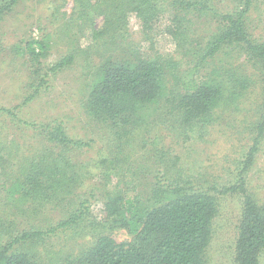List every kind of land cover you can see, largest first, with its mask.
Segmentation results:
<instances>
[{
    "label": "trees",
    "instance_id": "1",
    "mask_svg": "<svg viewBox=\"0 0 264 264\" xmlns=\"http://www.w3.org/2000/svg\"><path fill=\"white\" fill-rule=\"evenodd\" d=\"M10 1L15 3L17 0ZM76 1L89 15L94 12L89 7L97 6V2L106 3V10L103 7L97 13L104 17V27L98 34L109 30L116 32L122 27L126 12H133L146 39H153L158 34L161 20L167 21L164 28L176 45L193 44L196 56V63L188 66L180 51L170 56L146 51L129 58L106 59L96 68L85 100V111L106 127L117 128V140L113 138L116 149L109 153L110 158L106 155L96 163L102 165L109 160L108 163L117 164L120 161L117 150L122 151L119 148L120 143H124L122 139L134 128L147 130L139 113L144 114L160 100L168 102L172 110V117L166 116V121L178 123V129L187 132L196 124L203 127L214 122L218 108L224 111L237 108L239 100L254 82L252 77L258 73L263 84V102L252 123V145L242 164L240 183L220 190L214 185L198 187L189 180L180 181L171 175L173 160L161 148L155 150L159 154V163L140 170L152 176L144 194L139 190L140 183L134 171L104 169L113 177L101 192L105 197L101 213L94 217L89 208L97 185L76 194L79 175L73 170L75 164L65 155L67 150H80L91 146L93 141L69 137L63 122L58 119L40 126L32 123L49 145L18 165L19 175L12 185L18 190L21 207H32L35 215H40L41 209L49 203L65 205V210L53 223L33 224L17 234L11 233L0 245V264H39V251L27 250L26 245L49 241L47 246H52L49 239L57 233L90 228L96 229L94 237L86 246L63 258L61 264H205L212 221L218 212L217 194L227 191H238L243 197L234 264H259V257L264 253V204H259L247 192L241 176L251 165L264 138V41L253 38L246 23L253 0H242L239 10L224 13L215 8L216 0ZM193 15L212 18L215 24L214 31L201 42L190 33ZM50 38L47 33L39 41L29 42L26 49L30 58L40 57L49 48ZM74 55L61 57L49 70L70 65ZM227 55L230 60H224ZM241 57L243 60L238 63L236 60ZM244 67L249 68V73H245ZM168 75L177 83L176 89L174 84L173 87L168 85ZM31 97L33 95L25 101ZM1 109L14 116L17 114V107ZM157 142L158 138H153L152 144ZM116 228L127 232L124 240L117 241L112 236L110 231ZM46 263L48 260L43 258L41 264Z\"/></svg>",
    "mask_w": 264,
    "mask_h": 264
},
{
    "label": "rangeland",
    "instance_id": "2",
    "mask_svg": "<svg viewBox=\"0 0 264 264\" xmlns=\"http://www.w3.org/2000/svg\"><path fill=\"white\" fill-rule=\"evenodd\" d=\"M214 3L220 13L242 7V0H216ZM96 5L89 7L94 10L89 15L76 0H17L15 3L0 0V245L11 233L17 234L29 225L45 226L55 222L65 210V205L63 208L49 203L41 209L40 215H35L32 207H21L18 190L12 185L19 175L18 165L49 145L32 123L40 126L58 119L63 122L69 137L93 141L91 146L67 150L65 155L75 164L73 170L79 175L75 184L76 194L97 185L89 208L94 217L101 213L105 199L101 192L113 177L104 169L134 171L140 183L139 190L144 194L152 176L140 170L159 163V154L155 150L160 148L173 160L170 173L180 181L189 180L203 188L214 185L218 190L240 183L242 164L252 145V123L257 119L263 102V84L258 73L252 77L254 82L239 100L237 108L225 111L218 108L219 114L214 122L203 127L196 124L187 132L179 130L178 123L166 121V116L172 117V110L168 102L160 100L153 108H147L144 114L139 113L147 130L134 128L122 139L124 143L119 146L122 151L117 150L120 157L117 164L108 163L109 160L102 165L96 163L114 152L113 138L117 140V128L106 127L85 111V100L96 68L106 59L129 58L146 51L165 56L180 51L186 65L196 63L193 44L177 46L164 28L167 21L161 20L158 34L148 40L143 36L136 15L126 12L122 27L116 32L109 30L98 34L104 27V17L97 13L106 3L97 2ZM192 18L191 36L201 42L214 31V21L209 17L193 15ZM246 23L252 37L264 41V0L252 1ZM47 33L51 35L49 48L40 57L30 58L26 45L39 41ZM72 53L75 58L70 65L56 71L49 70L61 57ZM229 56L224 60H230ZM242 60L241 57L236 61L240 63ZM244 70L249 73V68L244 67ZM42 79L45 83H41ZM168 80V85L173 87L174 84L176 89L175 80L171 76ZM30 95L33 97L25 101ZM14 107H17L15 116L1 109ZM155 137L158 142L153 145ZM241 176L247 192L259 204H264V138L251 165ZM216 199L218 212L212 221V233L204 254L205 264H234L243 197L238 191H227L219 192ZM81 231L57 233L49 239L52 246H47L48 241L41 245H26L25 249L39 251V264L43 263V258L48 260L46 264H61L63 258L86 246L96 229ZM110 232L117 241L128 235L119 228ZM259 264H264V253L259 257Z\"/></svg>",
    "mask_w": 264,
    "mask_h": 264
}]
</instances>
